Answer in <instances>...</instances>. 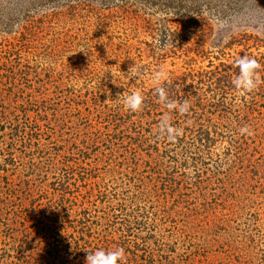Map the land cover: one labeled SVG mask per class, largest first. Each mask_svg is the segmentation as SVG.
<instances>
[{
	"label": "rangeland",
	"instance_id": "rangeland-1",
	"mask_svg": "<svg viewBox=\"0 0 264 264\" xmlns=\"http://www.w3.org/2000/svg\"><path fill=\"white\" fill-rule=\"evenodd\" d=\"M117 248L264 264V0H0V264Z\"/></svg>",
	"mask_w": 264,
	"mask_h": 264
},
{
	"label": "clouds",
	"instance_id": "clouds-1",
	"mask_svg": "<svg viewBox=\"0 0 264 264\" xmlns=\"http://www.w3.org/2000/svg\"><path fill=\"white\" fill-rule=\"evenodd\" d=\"M239 67V74L237 75L234 84L241 93L251 91L256 87L258 81L254 80L255 70L259 67L257 61L248 56H243L235 61ZM158 91H160L158 89ZM142 97L139 93H131L125 97V105L132 109L137 110L140 107ZM186 109L182 108L181 111ZM241 131H244L242 129ZM123 259V249L117 248L111 251L104 249H97L94 252L87 253L86 264H117L119 260Z\"/></svg>",
	"mask_w": 264,
	"mask_h": 264
}]
</instances>
